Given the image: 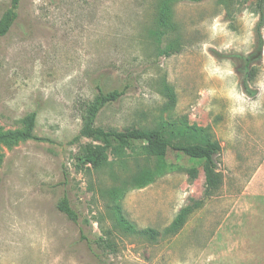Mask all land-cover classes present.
Masks as SVG:
<instances>
[{
    "label": "rangeland",
    "instance_id": "rangeland-1",
    "mask_svg": "<svg viewBox=\"0 0 264 264\" xmlns=\"http://www.w3.org/2000/svg\"><path fill=\"white\" fill-rule=\"evenodd\" d=\"M258 1L20 0L0 37V130L22 129L35 111L37 138L0 142V264H264V44L253 93L238 71L259 45ZM10 6L0 0V18ZM98 86L127 88L100 126L159 128L172 142L203 129L217 140L220 190L204 197V160L172 149L146 158L140 143L109 150L100 169L83 165L91 140L76 136ZM139 175L151 181L135 186ZM113 191L136 229L157 238L119 225ZM64 196L77 222L58 209ZM199 199L182 229L165 234Z\"/></svg>",
    "mask_w": 264,
    "mask_h": 264
},
{
    "label": "trees",
    "instance_id": "trees-1",
    "mask_svg": "<svg viewBox=\"0 0 264 264\" xmlns=\"http://www.w3.org/2000/svg\"><path fill=\"white\" fill-rule=\"evenodd\" d=\"M20 0H11V6L8 13L2 15L0 18V37L6 35L11 29L12 25L18 18V8ZM259 7V45L257 50L250 53L245 57H241L243 65L238 71L243 75L242 85L247 92L253 93L249 86V80L255 75L256 68L251 64L254 61H258L262 58L263 38L261 35V28L264 25V0L258 1ZM170 7L165 4L160 11L159 22L162 26L166 27L169 24ZM171 48V47H170ZM165 50L163 53L170 54L177 50ZM255 59V60H254ZM127 92V88H115L112 90H106L105 88L98 86V92L94 98L87 104L84 114L82 116V126L76 139L81 137L89 138L91 141L82 147L83 151V165H90L94 169H100L106 166L109 162L108 151L111 150L115 155H121L122 152L129 150L130 152L136 150V144L143 145V153L146 158L163 157L166 155L169 149L179 151L186 156L194 159L204 160L203 170L205 174V188L204 197H210L220 190L223 185V173L218 167L216 160L217 155L221 152V144L211 138L210 135L204 134L203 129L200 132L194 128L187 131L191 140L188 141H170L164 132L159 128H137L131 127L120 130L118 128L109 127L105 128L97 124L99 113L109 104L118 101ZM169 98L174 99V92L168 88L167 92ZM37 113L35 111L26 115L23 118L24 127L16 130H0V142L14 143L17 141H27L37 138L34 135V128L36 124ZM197 170L191 171V177L197 176ZM148 175H139L134 178L135 186H144L148 184ZM119 191H113V204L112 212L115 215L119 225L126 231L136 233V231L148 238L155 239L159 235V232L154 228H145L137 230L135 225L128 220L123 213L121 205L117 199ZM115 202V203H114ZM203 204V199L192 200L191 203L182 207L179 213L176 215L171 224L165 228V234L174 235L178 233L188 217L194 212V210ZM58 209L65 213L67 217L74 222L79 219L78 213L71 206L67 196L61 198L58 203ZM83 239L89 241V243H95L98 246L105 245L107 239L103 236H95L92 240H89L87 235H83Z\"/></svg>",
    "mask_w": 264,
    "mask_h": 264
}]
</instances>
